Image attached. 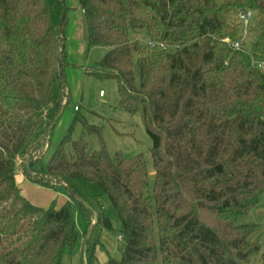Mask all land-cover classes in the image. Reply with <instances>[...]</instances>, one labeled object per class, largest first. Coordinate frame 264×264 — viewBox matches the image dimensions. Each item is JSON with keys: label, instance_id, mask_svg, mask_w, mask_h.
I'll use <instances>...</instances> for the list:
<instances>
[{"label": "trees", "instance_id": "obj_1", "mask_svg": "<svg viewBox=\"0 0 264 264\" xmlns=\"http://www.w3.org/2000/svg\"><path fill=\"white\" fill-rule=\"evenodd\" d=\"M78 3L87 46L106 48L92 73L115 81L119 107L140 111L151 139V193L143 155H110L100 128L81 115L75 121L97 135L99 149L88 152L79 138L68 151L65 135L47 165H38L68 102L67 7L64 0H0V264H60L78 236L71 203L82 240L96 224L110 230L89 184L115 210L123 250L100 263L83 247L80 264H247L254 225L237 220L264 191V70L252 63L264 60V0ZM242 12L254 19L247 48L236 20ZM18 170L42 186L63 187L68 201L30 204Z\"/></svg>", "mask_w": 264, "mask_h": 264}, {"label": "rangeland", "instance_id": "obj_2", "mask_svg": "<svg viewBox=\"0 0 264 264\" xmlns=\"http://www.w3.org/2000/svg\"><path fill=\"white\" fill-rule=\"evenodd\" d=\"M67 7V17L64 27V66L62 73L69 91L68 102L62 108L55 125L48 137L46 148L38 160V165L44 168L57 144L66 135L64 148L70 150L71 141L82 138L87 143V151L98 150L100 141L96 134L85 130L76 115L86 119L87 124L100 128V138L106 151L113 155L121 152L125 156L142 154L147 170V193H151L154 170L151 163L149 149L152 146L150 137L145 131L140 111L130 114L119 107L118 93L115 81L112 78H103L92 73V69L102 59L106 52L103 46H87V31L83 11L78 0H64ZM240 35L248 47L250 34L248 27L253 24V16L246 26L238 19ZM253 21V22H252ZM84 24L85 37L82 30ZM103 92L99 96V91ZM53 88L50 97L54 96ZM78 108V111L74 107ZM21 160H19V163ZM25 166V165H24ZM17 186L21 195L32 205L47 209L51 205L62 206L68 201L66 190L59 186L56 190L42 186L28 179L22 170L16 174ZM89 190L97 195L102 213L111 224V229H105L100 224L91 228L87 241L82 240L83 224L79 213L71 203L73 222L78 236L76 241L66 246L61 255L60 264H80L83 247L93 251L98 262H105L108 258L118 259L123 250L118 238L121 223L108 197L94 184H89ZM258 203L247 215L239 218L237 223H252L253 232L249 240L255 245L256 250L250 254L247 264H261L260 254L264 248V191L258 190ZM85 243V244H84Z\"/></svg>", "mask_w": 264, "mask_h": 264}, {"label": "built area", "instance_id": "obj_3", "mask_svg": "<svg viewBox=\"0 0 264 264\" xmlns=\"http://www.w3.org/2000/svg\"><path fill=\"white\" fill-rule=\"evenodd\" d=\"M251 16H252L251 12H242L238 15V20L240 22H242V24H244V26H246V24L248 23ZM223 41L228 42L233 49H238L240 44H241L240 41L230 42L227 38L223 39ZM150 45L152 46L153 44L151 43ZM252 63H253V65L256 66L257 69H259L261 71L264 70V60L256 61L253 59ZM102 95H103V92L99 91V96H102ZM74 109L77 110V107L75 106Z\"/></svg>", "mask_w": 264, "mask_h": 264}, {"label": "water", "instance_id": "obj_4", "mask_svg": "<svg viewBox=\"0 0 264 264\" xmlns=\"http://www.w3.org/2000/svg\"><path fill=\"white\" fill-rule=\"evenodd\" d=\"M63 18H64V12L61 13L60 23L63 21ZM26 168L28 169V165H27ZM91 228H92V227H91ZM91 228H90L89 231H88V235H89V232H90ZM88 235H87V238H88Z\"/></svg>", "mask_w": 264, "mask_h": 264}, {"label": "crops", "instance_id": "obj_5", "mask_svg": "<svg viewBox=\"0 0 264 264\" xmlns=\"http://www.w3.org/2000/svg\"><path fill=\"white\" fill-rule=\"evenodd\" d=\"M82 30V32H83V34L81 33V36L83 35V39H84V37H85V32H84V24H83V29H81ZM101 91V90H100ZM253 210V209H252Z\"/></svg>", "mask_w": 264, "mask_h": 264}]
</instances>
